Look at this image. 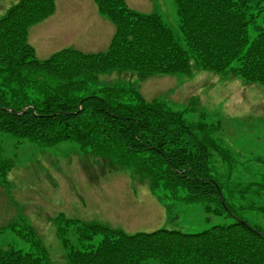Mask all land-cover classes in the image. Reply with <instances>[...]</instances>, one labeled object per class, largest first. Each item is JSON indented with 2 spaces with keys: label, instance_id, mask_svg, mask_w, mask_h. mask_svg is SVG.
Instances as JSON below:
<instances>
[{
  "label": "trees",
  "instance_id": "obj_1",
  "mask_svg": "<svg viewBox=\"0 0 264 264\" xmlns=\"http://www.w3.org/2000/svg\"><path fill=\"white\" fill-rule=\"evenodd\" d=\"M98 2L116 25L105 54L66 49L39 61L23 47L26 25L53 0H20L0 19V134L44 147L68 141L113 164L132 162L163 202L199 208L209 227L125 234L59 216L66 244L74 234L83 241L76 264H264V228L251 215L264 219V174L237 172L219 122L187 119L126 83L98 82V73L111 69L149 74L195 66L264 83V0H173L176 30L122 0ZM101 64L108 68L100 71ZM38 70L67 75L39 87L31 78ZM10 166L0 152L1 176ZM14 231L23 244L0 248V264H48L29 225Z\"/></svg>",
  "mask_w": 264,
  "mask_h": 264
},
{
  "label": "rangeland",
  "instance_id": "obj_2",
  "mask_svg": "<svg viewBox=\"0 0 264 264\" xmlns=\"http://www.w3.org/2000/svg\"><path fill=\"white\" fill-rule=\"evenodd\" d=\"M128 1L134 3L135 0ZM151 3L163 21L176 30L178 17L173 0H151ZM6 11L8 8L1 15ZM40 20L26 25V46L23 43V47L37 60L45 61L51 59L47 57L49 50L38 53L47 58H39L28 40V27ZM36 48L39 49V45ZM109 48L106 47V52ZM106 68L108 66L103 64L98 66L100 71ZM98 74L99 83H126L147 101L158 99L183 110L187 119L202 117L208 122L218 121L226 135L222 140L228 141L238 159L237 172L243 176H249V172L264 174V83L245 82L236 74L227 76L195 66H190L187 72L137 74L131 70L111 69ZM57 75L67 74L38 70L31 78L40 87L56 84ZM0 145L4 148V151L0 149L4 157H13L12 170L7 176H0V230L3 229L0 248L23 244L14 230L28 223L44 246L48 264H76L80 257L79 244L83 241L74 234L69 235L66 244L65 233L53 220L59 214L83 222L102 223L125 234L163 225H181L186 232L209 227L202 221L199 208L181 202L171 205L163 202L132 162L121 166L79 153L75 144L68 141L44 147L0 134ZM262 195L264 198V192ZM251 215L264 228V219Z\"/></svg>",
  "mask_w": 264,
  "mask_h": 264
},
{
  "label": "crops",
  "instance_id": "obj_3",
  "mask_svg": "<svg viewBox=\"0 0 264 264\" xmlns=\"http://www.w3.org/2000/svg\"><path fill=\"white\" fill-rule=\"evenodd\" d=\"M16 1L0 0V15ZM124 2L141 14L155 12L151 0ZM39 19L28 27V40L39 58L51 57L54 52L66 48L87 53L102 52L109 46L114 31L111 18L101 9L98 0H53L50 10ZM38 45L39 49L36 48ZM48 50L47 57L38 54Z\"/></svg>",
  "mask_w": 264,
  "mask_h": 264
}]
</instances>
